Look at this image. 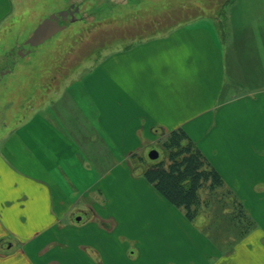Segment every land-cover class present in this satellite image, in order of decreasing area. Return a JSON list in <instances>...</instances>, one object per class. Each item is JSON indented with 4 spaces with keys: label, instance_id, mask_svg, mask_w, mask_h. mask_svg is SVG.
Returning <instances> with one entry per match:
<instances>
[{
    "label": "crops",
    "instance_id": "crops-1",
    "mask_svg": "<svg viewBox=\"0 0 264 264\" xmlns=\"http://www.w3.org/2000/svg\"><path fill=\"white\" fill-rule=\"evenodd\" d=\"M46 1L0 0V51ZM225 53L208 26L174 27L105 53L7 126L0 264H264V88L225 87ZM176 128L242 201L245 235L212 204L189 222L142 176L141 151Z\"/></svg>",
    "mask_w": 264,
    "mask_h": 264
},
{
    "label": "rangeland",
    "instance_id": "rangeland-1",
    "mask_svg": "<svg viewBox=\"0 0 264 264\" xmlns=\"http://www.w3.org/2000/svg\"><path fill=\"white\" fill-rule=\"evenodd\" d=\"M49 1L15 21L16 30L0 51V139L7 126L51 102L105 53L181 25H206L223 45L225 87L233 78L242 84L240 92L258 85L264 88V0ZM51 3L57 5L56 10ZM71 5L78 12L63 29L36 46L26 45L38 23ZM19 47L24 48L23 53ZM253 118L258 125L257 113ZM161 139L159 134L152 137L140 153L141 161L140 157L136 160L138 167L166 157ZM151 150L158 152L157 159L149 158ZM201 194L207 198L206 191ZM211 204L214 217L224 216L221 211L231 208L230 198L221 190L213 195Z\"/></svg>",
    "mask_w": 264,
    "mask_h": 264
},
{
    "label": "trees",
    "instance_id": "trees-1",
    "mask_svg": "<svg viewBox=\"0 0 264 264\" xmlns=\"http://www.w3.org/2000/svg\"><path fill=\"white\" fill-rule=\"evenodd\" d=\"M161 137L160 145L166 157L139 166L144 179L170 204L181 209L189 222H193L201 209L211 204L213 195L221 190L223 196L230 198L228 216L238 228L239 236L251 230L254 222L242 201L226 187L222 176L187 133L182 128H176L163 132ZM201 191L208 193L207 198L202 197Z\"/></svg>",
    "mask_w": 264,
    "mask_h": 264
},
{
    "label": "water",
    "instance_id": "water-1",
    "mask_svg": "<svg viewBox=\"0 0 264 264\" xmlns=\"http://www.w3.org/2000/svg\"><path fill=\"white\" fill-rule=\"evenodd\" d=\"M75 12H78V7L71 5L58 13H52L47 16L40 23H38L31 35L26 39V45L28 47L36 46L50 38L52 35L65 27L68 17L72 18ZM19 49H21L20 53L24 52V48L22 49V47H19ZM26 52H29V50ZM148 156L152 160L157 159L158 152L156 150H151Z\"/></svg>",
    "mask_w": 264,
    "mask_h": 264
},
{
    "label": "flooded vegetation",
    "instance_id": "flooded-vegetation-1",
    "mask_svg": "<svg viewBox=\"0 0 264 264\" xmlns=\"http://www.w3.org/2000/svg\"><path fill=\"white\" fill-rule=\"evenodd\" d=\"M69 18V17H68ZM1 61V60H0ZM3 61H4V59H3ZM7 65H9V64H7Z\"/></svg>",
    "mask_w": 264,
    "mask_h": 264
}]
</instances>
